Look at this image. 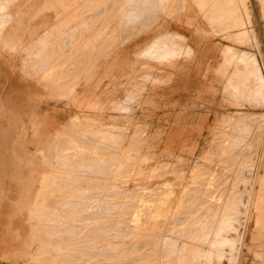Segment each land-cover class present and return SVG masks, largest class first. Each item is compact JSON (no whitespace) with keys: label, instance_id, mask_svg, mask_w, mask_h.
<instances>
[{"label":"rangeland","instance_id":"374dc122","mask_svg":"<svg viewBox=\"0 0 264 264\" xmlns=\"http://www.w3.org/2000/svg\"><path fill=\"white\" fill-rule=\"evenodd\" d=\"M183 2L186 5L182 0H152L151 7L162 16L167 10L181 15L188 11ZM195 5L192 9L227 39L225 52L230 46L256 59L263 84L240 62L244 52L231 49L233 58L229 61L227 54L217 71L223 95L220 109L209 119L200 144L190 150L167 149L168 130L157 129L142 117L122 119L123 135L119 127L76 135L88 150L76 148L81 145L71 141L66 143L56 152L54 162L62 165L47 167L44 174L49 177L38 187L42 196L36 195L38 205L56 213L43 211L33 216V223H27L29 229L24 233L29 247L24 252H35L36 260L33 254L22 251L18 257L28 259L26 264H264L263 170L259 169L263 176H257L260 183L254 186L256 168L264 164V41L258 40L255 31L260 8L264 23V0H195ZM67 8L71 12L70 6ZM72 23L66 21L64 28ZM7 24H2L0 33ZM229 30L233 34L238 31L237 39L228 40ZM73 31L71 55L79 61L81 38L76 35L81 30L76 27ZM155 41L166 51L160 57L151 55L152 60L171 62L183 50L190 55L181 36L166 34ZM57 57L65 61L54 75L62 80L69 69V57L66 53ZM151 73L150 67L137 72L143 80L152 78ZM146 74L150 77L143 78ZM1 144L9 145L6 140L2 143V138ZM24 153L38 154L27 147ZM21 162L24 179L18 186V200L4 198V202L18 206V217L30 206L42 169L36 158H22ZM8 184H2L0 178V192L2 185L7 190ZM252 189L256 191L252 193ZM250 194L256 206L248 212L244 206ZM91 207L111 212L79 213ZM33 224L39 231L31 239Z\"/></svg>","mask_w":264,"mask_h":264},{"label":"crops","instance_id":"0c3cea01","mask_svg":"<svg viewBox=\"0 0 264 264\" xmlns=\"http://www.w3.org/2000/svg\"><path fill=\"white\" fill-rule=\"evenodd\" d=\"M151 1L0 0V31L13 16L0 33V141L2 138V143L6 140L10 145H0L1 183H9L7 190L4 185L0 192V264H26L28 259L18 257L29 247L24 230L29 229L27 223H33L34 215L46 210L38 205L36 196H40V182L49 177L44 174L47 167L62 165L54 162L56 152L66 143L88 150L76 136L82 131L86 135L87 130L99 133L119 127L123 135L122 119L142 117L157 129L168 130H164L169 134L167 149L190 150L200 144L209 119L223 101L218 69L227 54L229 61L233 58L231 49L249 53L230 46L225 52L227 39L192 9L195 0H182L188 11L181 15L167 10L163 16L159 10L154 12ZM259 11L263 15L261 8ZM257 14L255 31L263 42L264 23ZM72 20L71 26L64 28L65 22ZM76 27L81 30L76 35L81 38L79 61L71 55ZM237 33L229 30L228 40L237 39ZM166 34L183 37L181 43L190 48V55L183 50L171 62L152 60L151 55L160 57L166 51L155 41ZM60 53L69 57V69L62 80L54 76L65 62L57 60ZM142 67H150L152 78L143 80L137 74ZM165 76L166 80L160 79ZM245 87L247 91V84ZM26 147L38 154L28 156ZM22 158L38 159L42 169L30 206L24 217H18V206L4 202V197L18 200V186L24 179ZM110 212L91 207L79 213ZM38 231L33 224L30 238ZM25 253L36 260L35 252Z\"/></svg>","mask_w":264,"mask_h":264},{"label":"bare ground","instance_id":"6f19581e","mask_svg":"<svg viewBox=\"0 0 264 264\" xmlns=\"http://www.w3.org/2000/svg\"><path fill=\"white\" fill-rule=\"evenodd\" d=\"M156 4V3H155ZM147 5H149V4H147ZM90 9V8H89ZM149 13V12H148ZM145 14H146V12H145ZM142 15V14H141ZM159 18H161V17H159ZM148 19V18H147ZM164 51V50H163ZM157 56V55H156ZM240 62H243L244 64H245V66L247 67V69H251L252 70V77H254V79H256L257 81H260V82H262V84H263V78L261 77V75L259 74L260 72L258 71V68H257V62H256V59L254 58V57H252V55H249V54H246V53H241V57H240ZM250 71H248L247 73H249ZM260 82H257V84L258 83H260ZM262 86V85H261ZM261 88V87H260ZM263 90H264V88H262ZM220 147V146H219ZM214 148V147H213ZM74 149V148H73ZM85 151V150H84ZM224 152V151H223ZM216 153V152H215ZM214 156V155H213ZM1 157V156H0ZM207 158V157H206ZM264 158V157H263ZM259 163H257V165H258ZM264 164L262 165V164H259V166H258V168H256V170L257 171H255L256 172V178H255V180H257V176H263V175H261V173L259 172V169H260V171L261 170H263L264 171ZM209 167V166H208ZM209 169V168H208ZM91 171V170H90ZM209 171V170H208ZM94 172V171H93ZM91 173V172H90ZM264 173V172H263ZM3 173H1V175H2ZM87 174H89V173H87ZM93 174V173H92ZM200 174V173H199ZM201 174H202V172H201ZM205 174V173H204ZM99 175V174H98ZM157 175V174H156ZM197 175V174H196ZM96 176L97 175H95V178H96ZM102 177V176H101ZM99 179V178H98ZM260 179V178H259ZM258 181V180H257ZM254 181L255 183H254V186L255 185H259V183H260V181ZM200 184V183H199ZM1 186V185H0ZM215 186V185H214ZM216 187V186H215ZM1 188V187H0ZM2 189H3V185H2ZM174 189V188H173ZM192 189H193V187H192ZM153 190V189H152ZM200 190V189H199ZM203 190V189H202ZM175 191V190H174ZM189 191V190H188ZM188 191H187V193H188ZM206 191V190H205ZM256 191V189L255 190H251V192L252 193H254ZM95 192H97V191H95ZM191 192V191H190ZM116 193V192H115ZM131 193V192H130ZM158 193V192H157ZM172 193V192H171ZM212 193V192H211ZM113 194H114V192H113ZM128 194V193H127ZM191 194H192V192H191ZM4 195V194H3ZM109 195V194H108ZM152 195V194H151ZM118 196V195H117ZM194 196V195H193ZM2 197V196H1ZM113 197H114V195H113ZM124 197V196H123ZM5 198V197H4ZM186 198V197H185ZM1 199V198H0ZM195 199V198H194ZM200 199V198H199ZM3 200V199H2ZM201 200V199H200ZM196 201V200H195ZM203 201V200H202ZM201 201V202H202ZM104 202V201H103ZM183 202H184V200H183ZM199 202V201H198ZM208 202V201H207ZM2 203H3V201H2ZM1 203V204H2ZM107 203V202H106ZM114 203V202H113ZM185 203V202H184ZM200 203V202H199ZM117 204V203H116ZM203 205H204V202L202 203ZM241 204V203H240ZM3 205V204H2ZM6 205V204H5ZM118 205H119V203H118ZM130 205V204H129ZM112 206H113V204H112ZM201 206V205H200ZM204 206H206V205H204ZM203 206V207H204ZM256 206V203L255 202H253V194H250V196H249V198H248V200H247V203H246V205L244 206L245 208H247L248 209V212L251 210V208H253V207H255ZM127 207V206H126ZM145 207V206H144ZM241 207V206H240ZM102 208V207H101ZM107 208H109V207H107ZM130 208V207H129ZM154 208V207H153ZM189 208V207H188ZM114 209V208H113ZM149 209V208H148ZM150 210V209H149ZM132 211V210H131ZM151 212H152V210H151ZM205 212V211H204ZM206 213V212H205ZM131 214V213H130ZM176 215V214H175ZM181 215V214H180ZM205 216V215H204ZM188 217V216H187ZM248 217H249V215H248ZM208 218V217H207ZM205 219V218H204ZM200 221V220H199ZM192 222V221H191ZM258 224H259V222H258ZM224 225V224H223ZM122 226V225H121ZM203 226V225H202ZM101 227V226H100ZM172 227V226H171ZM204 227V226H203ZM206 227V226H205ZM107 228V227H106ZM109 228H111V227H109ZM128 229L130 228V227H127ZM94 229H96V228H94ZM195 229V228H194ZM121 230V229H120ZM202 230V229H201ZM103 231V230H102ZM117 231H119V230H117ZM133 231V230H132ZM140 231V230H139ZM210 231V230H209ZM135 232V231H134ZM15 233H16V231H15ZM126 233V232H125ZM186 233V232H185ZM175 235V234H174ZM186 236V235H185ZM187 236H189V235H187ZM192 236V235H191ZM217 236V235H216ZM147 237V236H146ZM166 237V236H165ZM194 237V236H193ZM192 237V238H193ZM205 237V236H204ZM206 237H207V235H206ZM261 237H262V243H261V247L262 248H264V233H262L261 234ZM196 240V239H195ZM171 242V241H170ZM178 242V241H177ZM177 244V243H176ZM185 246V245H184ZM210 249V248H209Z\"/></svg>","mask_w":264,"mask_h":264}]
</instances>
